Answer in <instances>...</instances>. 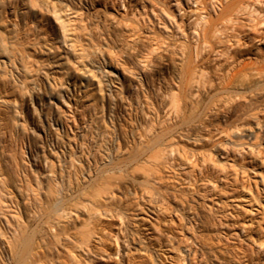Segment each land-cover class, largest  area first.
<instances>
[{
  "label": "bare ground",
  "instance_id": "1",
  "mask_svg": "<svg viewBox=\"0 0 264 264\" xmlns=\"http://www.w3.org/2000/svg\"><path fill=\"white\" fill-rule=\"evenodd\" d=\"M20 1L22 3L17 4L14 0H0V20L6 24L7 31L4 30L8 32V42L17 45L30 62L36 59L40 62L45 60V50L41 47L39 36L35 34V31L37 33L41 28L37 27L33 32L25 29L26 32L21 34L23 31L18 19L13 20L10 17L11 10L15 9L30 15V22L39 26L40 23L37 24V19L41 18L38 14L39 8L44 9L49 15V23L59 25V31L52 40L61 50L59 53L63 56L61 58L81 70L77 73L78 91L86 92L94 83L90 72L92 67L88 68L89 63L97 67L101 73L97 86L104 93L106 113L115 121V124L112 123L114 132L111 134L114 133L116 140L113 139L112 142L109 140L113 148L109 160L99 165L96 152L92 155L93 165L89 160L83 162L86 152L82 146L87 144L86 140L89 136L87 132L91 131L90 126H84L74 134V138L80 140L81 144L77 148L70 143L72 136L68 135L64 128V120L52 114L49 127L43 128V136L47 140L49 136H53V129L57 131L64 128L62 139L65 140L66 146L59 158V163L61 162L59 172L41 171L36 181L38 187L36 188L39 191H35V188L33 190L24 188L18 183L20 178L16 179L7 170L0 137V264H96L105 255L109 257L116 255L118 259L116 264H164L163 254L157 247L164 243H169L172 248L177 247L176 236L153 226L140 231L138 223L130 220L126 211L128 208L125 209L122 201L117 199V192L123 196L136 193L139 184L151 190L153 195L157 194L163 203L157 205L148 197L147 210L150 213L159 217L165 209H173V215L179 214L181 217L179 224L190 234L187 238L188 243L179 248L180 255L170 250L171 254L164 256L165 258L173 260V264H191L192 259H196L197 264H235L231 260L229 251L214 242L213 232L210 231L212 208L205 203L204 198L198 195L188 196L181 192L182 190L178 192L176 187L163 188L161 180L164 173L162 171L167 165L170 164L172 168L176 165H190V162L194 161L191 159L201 154V151L194 152L190 147L191 149L184 151L186 155L182 151L184 157L180 151L182 145L180 142L183 140H192L191 145L195 143L201 148L205 144L211 145L214 150L212 152L216 158L219 156L220 160L227 158L229 145H232L231 147L240 145L242 148L244 143L240 144V140L244 139L249 141L247 143L251 153L254 151V154L260 153L261 143L256 141L263 138L264 132V117L259 116L260 112L264 113V51L262 50L264 0H187L189 13L185 14L186 17H179L180 19L164 8L159 10L160 12L151 8L156 20L148 19L150 23L156 21V26L159 27L158 33L155 30H147L150 39L146 43L134 39L133 50L127 47L128 43L125 44L127 65L120 68L112 65L110 61L103 64L98 61L97 64V61H94L98 59L95 58L87 64L83 61L84 56L78 54L74 40H71L78 39L80 42L83 38L80 29H90L100 19L109 20L111 26L118 23L115 15L111 16L109 13L110 17L107 12H99L102 8H98L95 4V1L99 0H51L57 2L59 8L57 4L54 7L52 3L49 5L43 0ZM194 3L197 5L193 6ZM129 4L133 3L129 0ZM122 5L125 8V4ZM103 7L106 8V5ZM178 10L181 11L180 8ZM135 11L138 13L136 14ZM143 11H145L144 7L140 12V8L134 4V16L145 15L146 12ZM63 12L67 17L62 18ZM240 17L244 20H240ZM145 19L143 22L146 21ZM71 34L74 38H69ZM91 34L86 33L85 36H92ZM86 40L85 42L89 39ZM91 40L92 37L89 41ZM84 44L83 49L86 45ZM88 47H85L87 51ZM87 51L81 50L90 57ZM50 63L47 62L49 66ZM54 67L63 74L67 73L62 63H56ZM107 67L115 69L119 87L114 85V79L110 78L112 70H108ZM43 71V75H39V83L42 84L51 102L52 95H55L54 89L52 90L54 84L51 76L49 77L50 72L45 69ZM7 92V88L0 82L1 103L5 102L4 96ZM66 97L70 98L68 95ZM15 99L12 103L17 106ZM60 100L62 101V98ZM131 106L136 108L134 112L140 113L137 119L140 123L136 127L131 122L126 129L123 127L125 121L123 118L129 108H132ZM251 118L257 119L256 128L242 129L246 125V120ZM89 134L92 135V132ZM202 149L205 151L204 148ZM209 152L207 153L211 154ZM90 154L88 153V156ZM214 154L210 156L213 158ZM175 156L179 162L172 161L171 158ZM206 158L203 156L202 160L206 162ZM36 161L40 163L42 160L36 159ZM259 161L264 165V157ZM176 162L178 163L175 164ZM8 163L10 164L9 161ZM193 165L196 166L192 163L191 166ZM223 168L225 170V167ZM217 170L215 175L221 177L217 175L220 170L218 173ZM76 171L81 172V180L80 172ZM191 177L188 175L184 180ZM214 177L211 178L214 180ZM259 177L264 190V174H260ZM208 178L207 181L215 185ZM45 181L50 182V185L41 193ZM214 185L213 188L216 187ZM6 186L10 188L9 191ZM12 194L15 197L17 210L10 206L9 199ZM39 194L41 197L38 196ZM98 214H118L121 219L118 232L112 236L117 244L114 252H108L103 248L105 242L101 239L99 227L94 221ZM221 225L228 226L226 222H221ZM243 230L244 228L241 229ZM95 237H99L100 240L96 241ZM258 239L259 242L253 244L257 245L259 252H263L264 241L260 235ZM94 241H100V246ZM145 254L147 255L143 256Z\"/></svg>",
  "mask_w": 264,
  "mask_h": 264
},
{
  "label": "rangeland",
  "instance_id": "2",
  "mask_svg": "<svg viewBox=\"0 0 264 264\" xmlns=\"http://www.w3.org/2000/svg\"><path fill=\"white\" fill-rule=\"evenodd\" d=\"M14 1L17 4L22 3L20 0ZM43 1L45 3L48 2L49 5L52 3L51 5L54 7L55 4H57V8H59L57 2L54 3L51 0ZM186 1L187 0H130V2L133 3L132 5L129 4V0L95 1L96 6L98 8H102L99 12H107V15L109 16L110 14L111 16L115 15L116 19L118 20V23H115L116 25L114 24V27V25L111 26V24H109V20L106 21L105 18V20L100 19V21H98L99 23L95 22V24H93L90 29H80L82 32H80V35L81 37H83L82 39H80V42L78 41V39L71 40H74L73 42H75L76 44L78 54L80 53L81 57L84 56L82 57L84 58L83 61H85L87 64L92 58H95L98 59L94 61H97V64L98 61L99 63L102 62V64L104 62L110 61L112 65H116L118 66V68H120L121 66L123 67L127 65V63L125 62L127 54L126 51L124 52V48H126L125 44L128 43L127 47H130V50H133L135 49L132 48L133 46L135 47V45L133 44L135 41L134 39L140 40L144 43H146L147 40L150 39L147 35V30H155L158 33L159 27L156 26V21H154V23H150L148 19L150 18L153 21L154 18V20H156L153 13L151 12V8H154L156 12H160L161 9L164 8L168 12H173L176 17L180 19L181 16L186 17L185 14L189 13V7ZM123 3L125 4V8L122 5ZM134 4L138 6V8H140V12L142 7H144L145 11L143 12H146L145 15L147 14V16H134ZM105 5L106 8L103 7ZM195 5H197V3L193 4V6ZM178 8H180L181 11H179ZM39 10L40 11L38 14L41 16V18L39 20L37 19V24L40 23V27L35 26L32 21L30 22V15L26 13L23 14L21 12L16 11L15 9L11 10L10 17L13 20H16V18L18 19L20 27L23 31V33H21L22 31L20 30L21 34H24V32H26V30L28 29H30L29 31L33 32L34 29L37 30V27L41 28L37 30V33L35 31V34L38 35L40 38L39 40L41 41V47L45 50L46 53V55L44 56L45 60L41 62L40 60L38 61V59H36L34 62H30L28 58L24 56V53L21 52V50L17 47V45H13V43L8 42L9 35L8 32H6V24L4 21L0 20V82L3 84V87L7 88L8 90V92L6 93V95H8L4 96L5 102L1 103L0 101V126L2 125V127H0V137L2 142L1 146L3 150V156L5 159V164L7 163V170L11 174H13L16 179L20 178L18 179V183L23 185L24 188H29L32 190L35 188V191H39L37 190L38 187L36 181L41 171L48 170V172L55 173L59 172L60 170L61 162L59 163V158L63 154L62 151L65 150L66 146L65 140L62 139L64 134V128L67 130L68 135L72 136V140L70 141L71 145L76 146L78 148V145H81L80 140H78L76 137L74 138V134L80 131L82 127L90 126L91 131L87 132L89 135H87V138L93 140L90 141L87 139V144L84 143L86 146L83 145L82 148L86 152V158L83 160V162L89 160L90 162H92V165V155L96 152V157H98L97 162L100 161L98 163L99 165L104 161L109 160L110 156L113 154L112 145L110 146V144L112 143H110V141L112 142L113 139L114 141L116 140L114 133L113 135L111 134V132H114L115 121H113V117L111 115L109 116V114L106 113V104L103 100L104 93L100 89V87L98 88L97 86L101 73L97 70V67L95 68L91 63H89L90 65L88 64V68H93H91L90 72L93 78L92 83H94L91 85L88 91H78L77 84L79 83V81H77V73H80L81 70H79V68L77 69L73 63L65 62V59L61 58L63 57L59 54L61 50L55 46V43L52 40L55 33L59 31V25L57 23H49L48 13H46L44 9L41 10L39 8ZM63 13L64 14H61L63 15L62 18L67 17L66 13ZM135 13L137 14L138 12L135 11ZM41 14H44V17ZM146 17L147 19H145ZM143 19H145L146 21L144 20L145 22H143ZM242 19L244 20V18L240 17V20ZM119 23L121 26L119 25ZM32 25H34L36 28L34 26L32 27ZM4 26L5 28H3ZM107 26L108 28H106ZM23 28L24 30H26L24 31ZM82 30L86 32L87 35H90L92 33V36H85L86 33H83ZM159 34L161 35V31ZM89 37H92L91 41L93 44H91V41H89ZM69 38H74V35L71 34ZM86 39L89 40L87 41ZM36 40L37 39H35V42H37ZM85 40L88 43L85 42ZM84 42L86 45L84 44ZM83 44L85 45V47L91 45L92 47H88L87 51V48L84 47L83 49ZM85 49L89 53L90 57H87L85 55L87 53L81 52V50L85 51ZM262 50L264 51V48ZM35 57L39 58L37 56ZM47 62H51L50 66L47 64ZM56 63H62V67L66 69L65 71L67 73L63 74L62 72H59L58 68L54 67ZM43 69L48 70L50 72L49 77L51 76L53 82L52 84H54L52 90L54 89L53 92H55V95H52L51 102H49V96L48 94H46V91H44V88L42 84L39 83L40 81L38 79L40 74L43 75ZM107 69L112 70L110 71L112 74V76L110 75V78L114 79V85L119 87L120 84L115 76V69L113 67H107ZM168 76V78H170V75ZM84 93L86 94L84 95ZM61 94H63V96H60ZM66 95H68L70 98L68 99ZM61 98L62 101L60 100ZM6 99L9 102L6 101ZM14 99L16 100L17 106L12 103V100ZM131 107L132 108H129L126 114L127 116L125 115V117L123 118V120H125L123 121V127H126V129L127 126L131 125V122H133L132 125L136 127L140 123L139 120H137L139 119L140 113L137 111L134 112V109L136 108L134 106ZM52 114L58 115L62 120H64L65 126L64 128H60L57 131L53 129V136H49L46 140L43 136V128L49 127V120L52 117ZM259 114L260 117L261 115L264 117L263 112H260ZM129 115H131V117L133 118H129ZM125 118L129 119L126 120ZM256 120L253 118L247 119L246 125L242 129H255ZM91 122L94 123L92 124ZM91 124L92 126L96 125V127H92ZM67 125H69L70 127H68ZM54 130L55 133H53ZM91 132L92 135L89 134ZM263 133V138L260 140L258 139L256 141L257 143H261V145L259 146L260 153L254 154L255 151H252L253 153H251L247 143L249 141H246V139H244L243 141L240 140V144L244 143L242 144V148L240 145H236L237 147H231L232 145L228 146L230 148H227V158L224 160H220L219 156L218 158H216V155L214 154V152H212L213 148L211 145L205 144L204 146H202V148L205 149L204 151L200 147V145H196L195 143H192L191 145L190 143L192 140H183L180 142V144H182L180 146L181 152H184L185 150L187 151L191 148L194 149V152L196 150H198L199 152L201 151V154L205 158H208H206V162L202 160L203 156H200L201 154L199 153L200 155H197V159L190 158L191 161L194 160L193 162H190V165H176L175 167H173L174 169L176 168L177 172L171 167L170 164L166 166L167 170L164 169L162 171L164 172L162 173L161 180L163 188L176 187L175 189H177L178 192L182 190L181 192L187 194L188 196H202L204 198L205 203L211 206L212 209H210V231L213 232L215 238L214 242L218 243L221 247H224L229 251L231 260L235 264H246L247 262H252L254 264H264V251L259 252L257 249V245L253 244V242H259V235L264 241V190L263 185L260 182L261 177H259L260 174H264V165H261L259 161L261 157H264ZM222 140H224V137ZM91 145L94 147H92ZM205 146L207 148H205ZM240 148L243 149L242 154H240ZM230 149L231 151H229ZM183 152L181 153L182 155ZM207 152L211 153L212 156L214 154V157L212 158V156H210L211 154H208ZM88 153H91L90 156H88ZM184 154L186 155L187 153L184 152ZM185 155L183 156L185 157ZM188 156L190 157V155ZM36 159L42 160V163H38ZM171 159L172 161L179 160L176 159V156L175 158L173 157ZM198 159H200V161ZM209 159L211 160L210 162ZM216 159L218 160L216 161ZM8 161L10 162V164L8 163ZM203 161L207 163V165L205 163L203 165ZM221 161L225 163L223 164ZM178 162H176L175 164H177ZM192 163L196 165H193L195 168L191 166ZM223 167H225V170H223ZM179 169L181 170V173L188 172L187 174L190 177L193 176L194 178H187L189 180L186 182L187 179L184 180V177H188V175L184 173V175L181 174ZM184 169L186 172L184 171ZM187 169L189 171H187ZM192 169L194 172L192 171ZM217 169H219L221 172ZM198 170H203L202 173H204L202 174ZM216 170L217 173L219 171V173L216 174L221 177H217L215 175ZM175 173L180 176L183 175V178L182 176L180 177ZM203 176L206 177V180ZM211 177H214L215 181ZM207 178L211 179L212 183H215L216 187L213 188L214 184L212 185L210 182H208ZM45 182L43 183L44 187L40 190L41 193H43L44 190L47 189L50 185V182ZM208 183H210V185ZM6 189L9 191L10 188L6 186ZM150 191L151 190L142 186V184H139L136 193L123 196L122 194H120V192H117L118 195L120 194L119 196L117 195V199L122 201V206H125V209L126 207L128 208L126 209V211L130 216V220L135 223H138L140 231H145L148 229V227L153 226L154 228H161L165 232H169L176 236L175 244H178L177 247L174 246V248H172L169 243H164L157 247L159 252L163 254L162 260L164 264H173V260H171L170 258H165L164 256H168V254H171V251H174L175 253L180 255L179 248L180 246L186 245L188 243L187 238L190 236V234L187 233V231L185 230V228L182 227L181 224H179L181 222V217L179 214L173 215V209H165L159 214V217L155 216L147 210V203L149 198H152L155 204L163 205L160 198H158V195H153L154 193H151ZM40 195L41 194H39L38 196L41 197ZM9 200H11V202L9 201L11 204L10 206L14 209L16 208L17 210V206H15V197L13 194L12 196H10ZM12 203H14V205ZM98 215V217H96L94 221H96L99 227L101 239L105 242V246H103V248L107 249L108 252H114L117 244L115 240L112 239V236L115 232H118L121 219L118 214ZM221 222H226L228 226H222ZM243 228L244 230L241 231V229ZM95 238L96 241L100 240L99 237ZM96 241H94V243L100 246V241ZM146 255L147 254L143 256ZM192 260L193 263L191 264H197L196 259ZM117 261L118 259L116 258V255H112V257L105 255L102 260L98 261L96 264H116L118 263Z\"/></svg>",
  "mask_w": 264,
  "mask_h": 264
}]
</instances>
